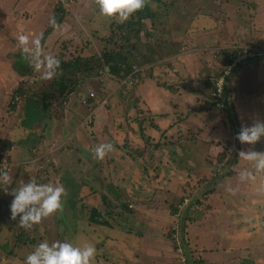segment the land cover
<instances>
[{
  "label": "rangeland",
  "instance_id": "rangeland-1",
  "mask_svg": "<svg viewBox=\"0 0 264 264\" xmlns=\"http://www.w3.org/2000/svg\"><path fill=\"white\" fill-rule=\"evenodd\" d=\"M258 1L264 2V0ZM144 4L155 15L144 18V28L141 36L134 37V34L130 32L131 30L128 35L133 42L135 38L141 41L140 38L144 34L146 35V40L149 41L147 37L149 34H152V41L144 42L146 45H151L152 43L153 45L170 44L168 40L170 35L166 29L176 27L173 32L182 31V10L188 11L190 7L196 10V14L193 17V23L195 25L202 23L204 20L210 23L214 20L218 21L220 18L218 29L219 40L222 41L226 38L231 40L238 36L240 38L241 33H243L241 37L243 38L250 33L249 31L247 32V27H249V13H252L256 6L254 0H145ZM218 4L221 6L220 10L215 8ZM61 7H64L65 11H67L65 19L48 34L42 46L38 45L39 50L37 54L35 51L37 46L34 44V41L36 39L40 41L41 33L50 24L53 9H60ZM204 7L209 12V18L197 13L200 8ZM188 17H192V14L189 13ZM186 18L187 14L185 15V21ZM210 18H212L211 21L209 20ZM129 19H131V16ZM169 19L170 21H168ZM126 21L119 22L118 20L101 16L96 0H0V38L2 39L3 36L9 35L10 32L12 35L15 33L14 36L17 35L16 38H18L17 42L14 40L7 42L3 47L0 43V54L2 55L0 57L4 61H6L4 58H10L13 62L17 61L19 57L24 58V67L26 65L29 68L31 67L30 74L24 77L25 82L22 83V87L25 89L28 88L27 92L23 96H13H19L20 98L15 104L22 100L20 101L22 105L19 117L16 115L9 118L6 123H3L6 125L10 124V126L13 125L11 131L16 134L17 145L26 137L29 140H35V133L41 127L40 125H42L41 115L37 114L36 100L42 101L45 99L47 101L50 99V105L54 106V103L58 104V101L62 103L67 101L71 95L76 104L83 107V114L79 119H85L84 121L88 122L87 124L91 125L93 121L96 122L102 118L103 114L98 111L100 109L104 110V107L108 109L107 113L110 116L112 115L108 125L113 123V120L119 122V119L116 117L121 115L120 113L125 112V108L123 107L124 102L131 106L135 103L133 99H137L134 94L137 82L146 79L145 82L147 81L146 83H149L148 80L152 79L147 68L143 69V76L138 77V81H135V78H131V75L119 79V77L109 74L106 68L99 69L94 76L88 77L85 80H82L81 72L79 71H74L73 73L68 72L65 75L67 80L64 82L67 92H65V95H62L59 93L60 85L57 83L58 80H54L60 72L59 70L53 71L49 69L47 58L49 56L55 57L58 61H69L66 64L72 65L76 57L100 55L103 50H111L116 44L123 46L125 45V41H123L120 35L124 32L123 30L121 32L118 29L114 30V27L118 24L124 25ZM213 24H210V26H213ZM32 32L35 34L33 36L34 39L30 38ZM25 34L27 35L26 37L29 35L30 37L27 38L23 45L20 43L19 37L21 35L25 36ZM30 40H32V43ZM135 41L139 45L140 50H143V47L148 49V46L142 42H137L136 39ZM244 43L246 42L244 41ZM234 45L231 44L227 48L229 52L232 51ZM242 47L247 46L241 45L240 48L238 47L239 51ZM248 47H254L256 50H259L254 45H248ZM256 56L248 57L247 59H252ZM217 57V65H213L212 67V75H209L207 71H202L198 76V71L196 72L195 79L190 82V89L186 90V92L192 95V101L186 106L190 105L191 107V104L193 105V88L197 81V84L206 93L204 96L202 90H197L204 96L199 106H208L210 108L208 110H212L220 117L219 120L216 115L211 116L205 124H202L203 120L200 123L198 120H192V125H190L191 132H188L190 136L184 142L178 139V141L170 143L167 147L168 154H162L157 158L155 155L152 159H150L151 156L141 158V162H137L138 167L141 166L138 168V182H135L133 175H129L128 178L126 189L129 190L126 193L129 197L126 196L125 185L118 181L120 175L117 174V171L115 174V166L110 168L113 173H110L108 175L109 177H106L105 180L102 178L106 175V170L102 168L103 163L98 160L94 162V168L91 169L93 170L92 173H85L84 168L77 169V173H70L68 170L69 165L72 167L74 165V168H81L85 166L83 162L86 163L87 160L85 152H82V160H78V149L71 144L55 146L54 149H51L53 147L52 145L47 146L38 157L39 159L27 163L29 165L32 164L29 168H26L28 170L20 171L22 165L19 163H16L13 167L10 165L9 170L4 171L7 172L9 177L7 182H4L3 177L2 181H0V199H13L11 191L33 178L37 183L61 185L65 192L61 200V209H58L48 217L42 218L40 222L32 224L30 228L20 226L19 216L15 218L16 222L13 223L12 227L5 228V226H2L0 228V264H24L25 257L42 241H47L49 244L57 241L71 242L77 246L92 244L96 249L92 264H199L198 258L200 255L194 246L196 241H190L192 236L194 237L195 235L197 237L196 243L198 247H201L200 250L213 247L215 245V237L217 236H220L222 241H226L222 237L228 240L231 234L228 226L232 218L230 214H232L231 211L233 208H226V206H224L226 209L221 208L224 217L219 218L220 215H218L217 211L220 208V202L228 203V205L232 204V198L230 201L229 195L226 193L227 189L232 188V182L234 187L233 193L236 196L240 195L237 199V204L240 206L243 205L244 200L241 195L247 190L246 183H243L242 180H237L239 175H248V170L245 169L248 160L239 155L241 150L239 146L240 142L236 138L237 133H239V129L241 130L242 127L251 126L257 121H264V107L254 109L249 102L244 101L241 105L242 109L238 110L237 104H239V99L238 103H235V107H233L231 95L226 96L225 108L219 109L215 104L212 105L209 98L210 89L207 82L210 84L211 80L219 75L227 67L229 62V58L222 61L220 53H218ZM247 59L238 62L234 68H230L224 84L225 87L228 86L229 80L235 73V70L241 64L245 63ZM19 64L16 62V65L19 66ZM37 64H39V68L36 67ZM135 64L137 63L134 62L132 69H134ZM11 66L18 72L13 64ZM49 71H52V75L46 76L45 73ZM131 73L132 71L129 74ZM203 73H206V75L204 76ZM250 75L248 74L247 76ZM32 77L33 80L30 83ZM192 77L191 75L190 78ZM202 78H207L208 81L203 83L202 81L204 80ZM150 81L154 86L158 84L160 87H163L160 84L161 80L156 81L152 79ZM240 89L247 90V85L242 80L240 81ZM260 89H262L264 94L263 86H260ZM13 97L11 94L9 104L15 100ZM175 101L179 105L180 100ZM91 104H93L94 113L92 114L88 111L86 118L84 116L86 113L85 109ZM98 106H100L98 108L99 110L97 109L96 111L95 109ZM199 106H192L190 109H186V114L196 115V112H202L200 109H197ZM122 108H124V111ZM2 110L4 111V118L6 114L8 116L10 115L8 109L6 110L5 107L4 109L2 107ZM24 110L26 111L24 112ZM135 112L137 113L136 110ZM21 113L26 114L25 116L28 113L33 114V119L27 120L28 125H30L29 128L22 126L21 120L19 119L21 118ZM179 116L176 115L175 118L180 120ZM214 117H216V121H214ZM237 117H239L238 121ZM143 118V120H147L148 124L151 125L149 116ZM38 119L40 120V124L37 122ZM121 121L125 125V121ZM104 125L103 123H99L97 127L93 126L88 132L86 130L85 133L91 138L95 136L98 138V131ZM176 127L174 130L176 133L174 134L173 132L174 136L172 135L174 139L181 137L183 133L182 130H178L179 127L177 129ZM137 129L139 131V127ZM137 129H135V132ZM200 132H202V136L211 133L215 137V140L212 141L215 143V146L211 142L204 143L200 141V137L197 136ZM205 137L209 139V136ZM123 141H121V148L127 149H121L122 151L139 154L136 148L130 147L128 140L124 139ZM261 142L258 140V142L250 146L257 147ZM1 145L7 147L12 145V143L2 142L0 143ZM159 148L162 150L164 146ZM250 150L252 151V149ZM178 151H182V154ZM64 152L67 153L65 154L66 159L61 155ZM71 153L72 156L70 157ZM36 155L38 154L34 156ZM59 155L61 156L57 159V163H55L51 158ZM151 161L157 162L159 173H161L160 167L163 168L167 165L170 168V174H172L170 176L163 168L164 180L162 181L164 183L167 181H169L168 183H173L171 186H168L169 190L166 196L162 198V194L157 195L159 201L166 199V203L163 204L162 201L160 202L162 208L156 213V216L160 217V215L164 214L168 219L166 220L162 215L166 222L160 227L161 235L168 241V244L162 241L150 242L146 238L141 239V234L149 228L147 225L154 226L153 218L150 217L151 214L147 210L158 208L155 206L158 205L157 202H150L148 200L154 194L155 190L149 188V185L146 184L150 182V178L145 175L146 173L144 171L148 170L144 168H149ZM187 169L191 175L195 174V176L190 178L191 176L182 175L188 171ZM155 173L158 175L157 171ZM53 177L55 180H53ZM121 178L123 179L124 177L121 175ZM261 179V175L249 177L250 187H248L247 192L255 193L257 189L254 187H260ZM184 181H190V184L188 182V184H185ZM86 185H91V188L87 190ZM222 185H224L226 192L221 194L222 201H220L217 195ZM209 188H212L211 192ZM258 192L259 194L256 197L258 204L256 201L254 204L246 202L244 205L250 207L251 210L244 213V215H249V217L251 215L252 218H256L251 223L253 230L260 229V231L264 232V226L262 227L264 225V219L262 221L258 217L259 215L254 216L255 212L263 211L260 205L263 203L264 194L262 193L261 197V190ZM205 194L208 195L205 197ZM183 196L189 197L188 202L190 199H194L193 201L196 202L192 201L186 210V206H184L180 211L176 212L179 214L177 217L175 216L176 213L171 214V209L176 204L177 206L181 204V198ZM197 201H200L201 204L197 203ZM133 203L136 206L135 209L131 208ZM141 205L143 208L140 207ZM139 207L140 209H138ZM93 209L97 211L95 219L97 221L103 220L105 223L99 224L90 219ZM205 209L208 210L209 214L204 220L203 211ZM183 213L184 216H182ZM261 215L264 217V213ZM9 217L11 218V215ZM193 218L198 222V227L193 228V231H188L187 223L184 225V221L192 220ZM187 233L189 234V239L186 237ZM219 256H221L219 253L212 252L210 254H204L205 258L209 257L211 259ZM200 257L204 258L203 256ZM209 264H212V261Z\"/></svg>",
  "mask_w": 264,
  "mask_h": 264
},
{
  "label": "crops",
  "instance_id": "crops-1",
  "mask_svg": "<svg viewBox=\"0 0 264 264\" xmlns=\"http://www.w3.org/2000/svg\"><path fill=\"white\" fill-rule=\"evenodd\" d=\"M254 2L256 4L255 9L252 13H249L250 17L248 16L249 27H247V32L249 31L250 33H248L247 36L243 38H241L243 36V33H241L240 38L238 36L232 38L231 40H228V38H226L222 41L219 40L218 33L220 18L218 21L214 20L210 23L209 21L204 20L202 23L195 25L193 23V17L196 14V10L192 9V7H190L188 11H185L183 9V20L181 21L183 25L182 31H177L176 33L173 32L176 27L166 29V31H168V34L170 35L168 39L170 44L153 45L152 43L151 45H146L148 46V49L143 47V50H140V53L136 54V60H138L140 64L139 66L135 65L133 69L135 81H138V77L143 76L142 71L144 68H147L149 70V75H151L150 78L156 81L161 80L160 84L163 87H160L158 84L156 86L152 85V82L150 81L152 79H147L149 83H146L147 81L145 82L146 79L139 80L134 91L137 99H133L135 103L131 106L127 105L126 102H124L123 107L125 108V112L120 113L121 115H118L116 117L119 119V122L113 120V123L108 125L110 117L112 115L110 116V114L107 113L108 109H106L105 107L104 110H99L98 108L100 106H98L95 110L97 111L98 109V112H101L103 114V117L96 122L93 121L91 125L87 124L88 122H85V119H79L83 114V107L76 104V102L73 100L74 98H72L71 95L69 96L67 101L63 103L61 101H58V104L54 103V106L50 105V99L47 101H45V99L42 101L36 100L35 105L37 106V114L41 115L40 118L42 125H40L41 127H39L35 133V140H29L28 137H26L22 141H20L17 138L20 141L18 143L19 145L16 144V134L12 133L11 131V127L13 125L10 126V124L6 125L3 123H6L9 118L16 115H18L19 117L22 105L20 101L22 100L15 104V102L20 99L19 96H15L13 97L15 100L12 101L11 104H9V97L15 90L19 82L21 80H25L24 77H26L27 75L22 76L16 70H14L11 66L13 64V61H11L10 58H4L6 60L4 61L0 57V101L2 103L0 105V123H2L0 124V143H12L13 149H11L9 152L10 165H12L13 167L16 163H19L20 165H22L20 171L28 170L26 168H29L32 164L29 165L27 163L39 159L38 157L47 146L52 145L53 147L51 149H54L55 146L58 147L63 144H71L73 145V147H76L78 149V160H82V152L86 153L87 160L86 163L83 162V165L85 166H82L81 168H74V165L73 167L69 165L68 170L70 173H77V169L82 168L85 169V173H92L93 170L91 169L94 168V162L96 160L101 161L103 163L102 168L106 170V175L102 179L105 180L106 177H109L108 175L110 173H113L110 168H113V166H115V174L117 171V174L120 175L118 181L121 184L125 185V187H123L126 193L129 190L126 189L129 175H133L135 182H138V168L141 166L138 167L137 162L140 163L141 158L143 159L151 156L150 159H152V157L155 155L157 158L162 154H168L167 147L170 143L178 141V139H181L184 142V140L187 139L188 136H190L189 133L191 132L190 125H192V120H198L199 123L203 120L202 124H205L208 122L209 118L211 116L213 117L214 115H216L219 120L220 117L212 110H208L210 109L208 106H199L202 103L206 93L204 89H202V87L197 84V81L193 88L194 97L193 105L191 104V107L199 106L200 108H198L202 112H196V115H191L190 113L186 114V109L191 108L190 105H186L190 104L189 102L192 101V95L189 92H186V90L190 89V82L195 79L194 77L197 71L198 76L202 71H207L209 72V75H212V67L213 65H217L216 59L218 58V53H220L222 61L231 57L230 55H228L229 51L227 49L231 46V44H236L232 49V52L235 51V54L239 51L241 45H245L247 47L248 45H254L259 49L257 50L258 55L255 58L247 59L245 63L241 64L235 70V73L229 80L228 92L229 95H231V99H233V107H235V103H238V99V110L242 109L241 105L244 101L249 102V104L252 105L254 109H257L258 107H264V94L262 89L259 90L260 86H263L264 88V2H259L258 0H254ZM214 4L216 3L214 2ZM215 8L220 10L221 6L218 4ZM189 13L192 14V17L190 18L188 17ZM197 13L203 14L207 18L210 17L209 12L206 10V7L200 8ZM186 14L187 18L185 21ZM211 19L212 18H210L209 20L211 21ZM168 21H170V19ZM210 24H213V26H210ZM33 33L34 32H32L31 37L29 35L27 38L30 37L34 39L33 36L35 34ZM14 35L15 33H13L12 35L10 32L9 35L3 36L2 39L0 38L2 47L5 46L7 42H11L13 40L17 42V35ZM141 35L142 33L140 34V36ZM25 36L27 35L25 34ZM151 38L152 34H149V36L147 37L149 41H147L146 35L144 34V36L140 38V42H142L143 44L144 42H150L152 41ZM210 40H212L213 42ZM244 41L246 43H244ZM30 42L32 43V40H30ZM227 43L229 44V46ZM226 51L228 52L226 53ZM222 53H226V55L224 56V54ZM0 56L2 55L0 54ZM198 58L200 59L199 61ZM201 63L203 64L201 65ZM250 73L252 74L250 75ZM203 74L204 76L206 75V73ZM248 74L250 76H247ZM191 75L193 76L192 78H190ZM207 78H202V80H204L202 82H207ZM31 80H33V77L30 79V83ZM34 80H36V78H34ZM241 80L246 83L247 90L240 89ZM207 83L209 85V82ZM257 85L260 86L257 87ZM60 88L61 86L59 87V89ZM198 89L204 92V96L202 95V93L197 91ZM175 100H180L179 105ZM39 106L40 108H38ZM2 107L3 109L4 107L6 108V110L8 109V113L10 114L9 116L6 114L5 118L3 117L4 111L2 110ZM88 108L85 109L86 113L84 116L86 118L88 116V111H90L92 114L94 113V107L90 105L88 106ZM124 108H122L123 111ZM132 110H134V112L136 110L137 113L132 112ZM25 111L26 110H24V112ZM23 113H21L22 115L19 119L21 120L22 126L29 128L30 125H28L27 120H32L33 114L28 113V115L25 116L26 114ZM176 115H180V120H178V118H175ZM146 116H149V122L151 125L148 124L147 120H143V117ZM216 117H214V121H216ZM121 120L125 121V125ZM238 120L239 117H237V121ZM37 122L40 124L39 119ZM99 123H103L105 125L101 128L100 131H98V138L97 136L91 138L89 135L88 137L85 131L87 130L88 132V130L93 126L97 127ZM193 125H195V123H193ZM175 126L179 127L178 130H182L183 132L182 136L177 139H174L172 137V135L174 136V134L176 133V131L174 132ZM137 127H139V131ZM135 129H137L136 132ZM112 136H114V138H112ZM197 136L200 137V141H203L204 143L211 142L215 146V143L212 142L213 140H215V137H213L211 133L202 136V132H200ZM205 136H209V139H206ZM124 139L128 140V144L130 145V147L136 148L139 154H131V152L126 153L127 151H122L121 149H127L121 148V141L124 142ZM260 141L262 142L257 147H252L246 143H240V150L247 151L248 149L249 151V149H252V151L256 152H264V137H262L259 142ZM102 143H111L113 147L111 151L106 152L103 159H96L93 150L96 146ZM163 146L164 149L161 150V148L159 147ZM178 152L182 154V151ZM35 154L38 155L34 156ZM65 154L67 153L64 152V154H61L63 155L64 159H66ZM61 155L52 157L51 159L55 163H57V159ZM71 156L72 153L70 154V157ZM23 165L25 166L23 167ZM149 166V168H144L142 166V168L148 170L144 172L146 173L145 175L150 178V182L148 181L149 183L146 184L149 185V188H153L155 190L154 194L148 200H150V202H157L158 205L155 206H157L158 208H151L147 210V212L151 214L150 217L153 218L154 226L151 227L150 225H147V227L149 228L147 229V231L144 230L145 232L141 234V239L146 238L150 242L162 241L163 243L168 244V241L163 238V235H161L162 233L160 230L161 225H164V222H166V220L168 219L166 215L162 214L165 217V220L162 215H160V217L156 216V213L160 211V208H162V204L160 205V202L162 201L163 204L166 203V199L159 201L157 195L162 194V198L166 196L169 190L168 186H171L173 183H168L169 181L164 183L162 181L164 180L163 168L167 171L168 174H170V168H168L167 165H165L163 168L160 167L161 173H159L156 161H151ZM245 169L248 170V175H239L237 180H242L243 183H246L247 190L248 187H250L249 182L251 179L249 180V177L261 175L262 179L260 182V187H254L255 189H257L255 193H249L246 190V192L241 195V197H243L244 199L242 206L237 204V199L240 195L236 196L235 193H233V182L232 188L227 189V192L225 191L224 185H222L217 195L219 197V200L222 201L221 194L223 192H226L229 195L230 201L231 198L233 200L232 204L230 205H228V203L225 204L223 202H220V208L217 211L218 215H220L219 218H221L224 217L221 208H233V210L231 211L232 214H230V216L232 215V218L228 226L231 232L228 240L225 237H222L226 240L222 241V239H220V236H217L215 237V245H213V247L203 248L202 250H200L201 247H198V244L196 243L197 237L194 235V237L192 236V238H190V241H196V245L194 244V246L197 248L200 256L204 257V254H210L211 252L219 253L221 255L212 259L209 257L201 258L199 256V261L203 262L204 264H209L211 261L212 264H264V232L260 231V229L253 230L251 223H253L256 218H252L251 215L250 217L249 215H244V213H247L249 210H251L250 207H247L244 204L246 202L254 204L255 201L258 204V199L256 198L259 194L258 191L261 190V197L262 193L264 194V170H257L254 167V162L250 160L247 161ZM155 171L158 172V175H156ZM121 175L122 177H124L123 179L121 178ZM171 175L172 174H170V176ZM182 175L191 176L190 178L195 176V174L191 175L189 170ZM53 180H55L54 177ZM0 181H2V177L0 178ZM187 182L190 184V181H184L185 184ZM90 186L91 185H86V189L89 190L91 188ZM209 191L211 192L212 188H209ZM207 195L208 194H205L204 196L206 197ZM126 196L129 197L127 193ZM9 200L12 201V199ZM9 200L8 198L0 199V228L2 226H5V228L12 227L13 223L16 222V219H12L9 217V215H11L9 209L11 201ZM224 206H226V208ZM135 207L136 206L133 203L131 205V208L135 209ZM140 207L143 208L142 205ZM140 207L138 209H140ZM260 207L263 209V211L255 212L254 216L256 217L257 215H259L258 217L263 221L264 217L262 215L260 216V214L264 213V199ZM203 213V219L205 220L207 218V215L209 214L208 210L205 209ZM148 220L150 222L149 217ZM263 226L264 225H262V227ZM195 227H198V222L194 218L192 220H187L188 231H193V228ZM186 237L187 239H189L188 233Z\"/></svg>",
  "mask_w": 264,
  "mask_h": 264
},
{
  "label": "clouds",
  "instance_id": "clouds-1",
  "mask_svg": "<svg viewBox=\"0 0 264 264\" xmlns=\"http://www.w3.org/2000/svg\"><path fill=\"white\" fill-rule=\"evenodd\" d=\"M96 3L101 16L124 22L144 6L145 0H96ZM26 40L27 37L24 35L19 37L21 44ZM34 44L37 46L35 51L38 54L39 40L36 39ZM58 64L59 61L55 57L47 58L49 69L54 71ZM36 67L39 68V64ZM45 75L51 76L52 71ZM261 137H264V121L242 127L236 138L241 144L252 145ZM112 147L111 143L99 144L93 150L95 158L103 159ZM239 155L253 161L257 170H264V152L241 151ZM0 177H3L4 182L9 178L7 172L3 171H0ZM64 192L61 185L41 184L33 178L11 191L13 196L9 205L11 218L15 219L19 216L20 226L30 228L32 224L61 209ZM95 252L96 249L92 244L77 246L71 242L57 241L49 244L47 241H42L25 257L24 264H92Z\"/></svg>",
  "mask_w": 264,
  "mask_h": 264
},
{
  "label": "trees",
  "instance_id": "trees-1",
  "mask_svg": "<svg viewBox=\"0 0 264 264\" xmlns=\"http://www.w3.org/2000/svg\"><path fill=\"white\" fill-rule=\"evenodd\" d=\"M155 1H157V0H155ZM66 14H67V11H65L64 7H61L60 9H58V8L53 9L50 24L45 28V30L40 35L39 46H42L44 44V40L47 38L48 34L63 22ZM154 15H155V13H153V11L150 10V8H148L147 5L144 4V6L141 9L137 10L136 12H134L131 15V19L127 20L124 25H121V24L116 25L114 27V30L118 29L119 32H121L122 30L124 32V33H121V35H120L121 38L123 39V41H125V45H123V46L122 45L118 46L115 43L116 46H114L113 49L103 50V52L100 55H92L89 57H76L74 59V62L72 65L66 64V63H69V61H59V64L55 68V70H59L60 73L57 75V78L54 80L55 81L58 80L57 83L61 84L60 85L61 88L59 89L60 94L65 95L66 87L64 85V82H66L65 80H67L65 75L68 72L73 73L74 71H79V72H81L82 80H85L88 77L94 76L97 73V71H99V69H102V68L105 69L106 68L107 72L109 74H111L113 76L115 75V76L119 77V79L125 78L128 75H131V78H134V73H133V69H132L133 64H134V62L137 63L135 65L139 66V64H140V62H138V60H136V58H137L136 54L140 53V48H139V45L136 43L135 39L137 40V42H140V41H138V38H135L132 42L131 38H129L130 36L128 35V33L131 30L130 32L134 34V37H139L143 31V28H144V23H143L144 18L152 17ZM227 52L228 51H226V53ZM231 52H229L228 55H230V56L235 55V51H233L232 53ZM226 53H223L224 56L226 55ZM16 62L18 64L19 63H21V64H19V66H18V65H16ZM24 64H25L24 58H20V57L17 59V61L13 62V65L15 66V68H17L18 73L20 75H22V76L27 75L28 76L31 72V67L30 68L27 67L28 65H26L24 67ZM131 71H132V73L129 74ZM23 82H25V81L21 80L19 82V84L17 85L15 90L12 92V97L14 95L23 96L27 92V89L22 87ZM72 84H73V82H72ZM168 87H170V86H168ZM210 88H211V85L209 84V89ZM213 104L214 103L212 102V105ZM91 106H93V104H91ZM199 108H198V110H199ZM185 198L188 199L189 197L183 196L181 198V203L183 202V200ZM197 203L201 204L200 201H197ZM178 210L179 209H178V206L176 204L171 209V214H175L176 212H178ZM96 215H97V211L93 209L92 213L90 215V219L93 222H97L99 224L105 223V221H103V220L97 221L95 219ZM186 223H187V221L185 220L184 225ZM198 262H199V264H204L203 262H200L199 260H198Z\"/></svg>",
  "mask_w": 264,
  "mask_h": 264
},
{
  "label": "built area",
  "instance_id": "built-area-1",
  "mask_svg": "<svg viewBox=\"0 0 264 264\" xmlns=\"http://www.w3.org/2000/svg\"><path fill=\"white\" fill-rule=\"evenodd\" d=\"M258 54L256 48H249V47H242L240 51H238L235 55L229 58V62L227 67L221 71L219 75L214 77L211 82V88L209 93L210 100L215 104V106L219 109H223L226 107V96H229L228 86L225 87L226 77L229 74L230 68H234V66L248 57H254ZM13 149V146H4L1 145L0 147V171H7L10 168V159H9V152ZM1 178V177H0ZM188 203V199L185 198L183 202L178 205V211H180L186 204ZM178 213L175 216L178 217Z\"/></svg>",
  "mask_w": 264,
  "mask_h": 264
},
{
  "label": "water",
  "instance_id": "water-1",
  "mask_svg": "<svg viewBox=\"0 0 264 264\" xmlns=\"http://www.w3.org/2000/svg\"><path fill=\"white\" fill-rule=\"evenodd\" d=\"M193 200H194V199H190V201L186 204L185 210L191 205V203H192ZM193 202H194V201H193ZM182 216H184V213H183ZM181 224H182V222H181Z\"/></svg>",
  "mask_w": 264,
  "mask_h": 264
}]
</instances>
